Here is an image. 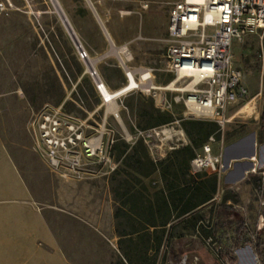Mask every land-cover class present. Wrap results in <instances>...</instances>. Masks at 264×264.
I'll return each mask as SVG.
<instances>
[{
	"label": "rangeland",
	"instance_id": "1",
	"mask_svg": "<svg viewBox=\"0 0 264 264\" xmlns=\"http://www.w3.org/2000/svg\"><path fill=\"white\" fill-rule=\"evenodd\" d=\"M57 1L81 47L97 59L95 66L110 88L116 89L123 81L116 55L110 50L112 42L127 44L131 64L151 68L156 85L165 86L175 78L166 69L167 21L173 0H89L94 10L88 0ZM0 4L3 140L18 154L35 200L69 258L81 264H121L120 260L128 264L119 250L118 230L128 233L135 222L128 216H114L119 206L114 190L137 170L148 171V165L135 162L137 154L164 163L183 146L201 153L203 142L188 134L189 122L198 119L191 118L182 102L174 100L175 92H166L170 107L162 106L158 94L126 95L120 102V119L107 113L103 129L113 164L89 162L71 176L51 171L34 148L28 129L32 114L47 104L60 107L84 122L85 133L90 135L94 128L102 129L107 110L100 106L86 64L51 0H0ZM232 61L243 72L248 96L230 108L233 114L242 107L224 132L212 133L216 139L213 153L220 154L224 164L230 159L229 166L216 174V191L209 201L157 229L160 243L155 242L157 248L149 251L151 259L144 264H242L244 259L246 264H264V163L259 155L264 146V30L234 41ZM182 85L183 79L176 81V86ZM158 113L170 117L167 124L172 137L162 140L161 147L155 142L157 148L151 149L133 133L135 128L155 127L150 122ZM255 139V171L239 178L242 169L252 170V166L246 157H231L253 150ZM160 148L164 156L156 159ZM186 176L195 178L189 173ZM142 180L151 191L163 184L158 170ZM229 221L234 225L225 230L231 240L219 243L217 231ZM239 221L248 232L249 243L236 246ZM257 238L263 242L262 257L257 254ZM122 246L135 252L128 241ZM140 247L142 242L137 244ZM134 262L138 263L136 256Z\"/></svg>",
	"mask_w": 264,
	"mask_h": 264
},
{
	"label": "built area",
	"instance_id": "2",
	"mask_svg": "<svg viewBox=\"0 0 264 264\" xmlns=\"http://www.w3.org/2000/svg\"><path fill=\"white\" fill-rule=\"evenodd\" d=\"M258 30H264V0H173L167 21L166 69L175 78L165 86L156 85L151 68L131 64L133 57L127 44L117 46L112 42L110 48L117 49L115 55L123 74L116 89L108 86L95 65L86 66L99 104L107 110L102 129L94 128L95 132L88 135L84 122L47 104L28 122L35 150L51 171L62 176L80 172L89 162L112 165L110 144L103 131L106 115L120 119L122 97L136 92L158 94L165 107L171 105L166 92H175L174 100L182 102L191 118L214 122L223 133L242 107L233 114L230 108L245 102L248 96L243 72L232 61V43ZM78 56L81 60L89 58L82 47L78 48ZM179 79L184 80V85L176 86ZM170 129L169 124L135 128L133 135L152 149L157 148L155 142H160L161 147L162 140L172 137ZM124 131L131 136L127 129ZM215 141L210 135L201 153L190 160L187 169L192 174L216 175L224 171L221 155L212 151ZM158 153L156 159L165 152L161 149ZM254 165L248 172L255 171Z\"/></svg>",
	"mask_w": 264,
	"mask_h": 264
},
{
	"label": "trees",
	"instance_id": "3",
	"mask_svg": "<svg viewBox=\"0 0 264 264\" xmlns=\"http://www.w3.org/2000/svg\"><path fill=\"white\" fill-rule=\"evenodd\" d=\"M152 119L150 123L153 126L167 124L171 120L169 116L159 113ZM263 119L264 112L261 114V120ZM189 124L188 134L190 136L197 135L196 140L203 143L214 131L218 130V126L210 121L198 119V121H192ZM194 156L193 149L188 145L175 150L173 158L164 163L153 162L145 153L143 156L137 154L135 162L140 165H148V171L137 170L134 175L123 180L122 184L115 188L114 195L119 202V206L114 216L116 218L128 216L135 222V224H132L133 229L128 233L118 230L120 236L118 240L119 250L128 264H144L149 261L151 259L149 251L157 248V246L156 248L154 246L155 242H157V245L160 243L157 229L165 228L171 220L188 215L212 198L216 191V175H206L201 172L192 174L187 166ZM157 170L163 184L151 191L142 178ZM187 172L195 175V178L187 177ZM233 225L234 223L229 221L223 224V228L219 232L217 231L219 236L216 238L219 243L228 244L230 242L231 238L228 236L225 226L230 228ZM236 232L238 234L236 246L249 243L248 232L242 221L238 222ZM126 241L135 246V252L122 246V243ZM141 242L143 247L137 248V244ZM262 243V240L257 238L256 250L260 257L263 256L260 249ZM134 256L137 257L138 263L134 262ZM120 263L125 264L121 260ZM150 264H154V262L151 261Z\"/></svg>",
	"mask_w": 264,
	"mask_h": 264
},
{
	"label": "crops",
	"instance_id": "4",
	"mask_svg": "<svg viewBox=\"0 0 264 264\" xmlns=\"http://www.w3.org/2000/svg\"><path fill=\"white\" fill-rule=\"evenodd\" d=\"M254 144V153L251 154L254 160L251 156L246 157L252 166L257 162L256 139ZM259 155L260 162L264 163V146L260 148ZM248 169L244 170V175ZM0 264H81L69 258L61 247L21 171L18 154L7 147L1 130Z\"/></svg>",
	"mask_w": 264,
	"mask_h": 264
},
{
	"label": "water",
	"instance_id": "5",
	"mask_svg": "<svg viewBox=\"0 0 264 264\" xmlns=\"http://www.w3.org/2000/svg\"><path fill=\"white\" fill-rule=\"evenodd\" d=\"M52 3H53V6L55 7V9L57 10V12H58V14H59V16H60V18H61V20H62L64 26L66 27V29H67V31H68V33L70 34V36H71V38H72L74 44L76 45L77 48H80L81 46H80L79 40H78L77 36L75 35V33L73 32V30H72V28H71V26H70V24H69L67 18L65 17V15H64V13H63L61 7L59 6L58 1H57V0H53ZM252 146H255L254 141H253V143H252ZM253 153H254V147H253V150H251L250 152H246V153H244V154L241 155V156H236V157H233V158H234L235 160H238V159H240L241 157H244V158H245V157H250L251 154H253ZM229 160H230V159H227V162H226V164H225V167L229 166ZM248 163L250 164V166H252V162H248ZM248 168H249V167H246V168L242 169V171H241V173H240V175H239V178H241V177L244 176V170H245V169H248Z\"/></svg>",
	"mask_w": 264,
	"mask_h": 264
},
{
	"label": "bare ground",
	"instance_id": "6",
	"mask_svg": "<svg viewBox=\"0 0 264 264\" xmlns=\"http://www.w3.org/2000/svg\"><path fill=\"white\" fill-rule=\"evenodd\" d=\"M51 1H53V0H51ZM88 3H89V5L91 6V8L94 10V8H93V6H92V4H91V2L88 0ZM103 25V24H102ZM71 26V25H70ZM72 28V27H71ZM103 29L105 30V28L103 27ZM73 30V29H72ZM74 32V31H73ZM75 33V32H74ZM70 35V34H69ZM80 46H81V44H80ZM110 50L112 51V52H114V54H117V49H115V48H110ZM96 58L94 59V58H92V57H90L89 56V58L88 59H85L84 60V62H85V64H86V66L87 67H89V66H91V65H95V62H96ZM244 249V248H243ZM242 250V249H241ZM240 251V250H239ZM240 252H242V251H240ZM245 253H246V251H245ZM239 256H241V255H239ZM248 256V255H247ZM245 260V259H244ZM244 260H242V264H246L245 263V261ZM249 260V259H248ZM254 260V259H253Z\"/></svg>",
	"mask_w": 264,
	"mask_h": 264
}]
</instances>
